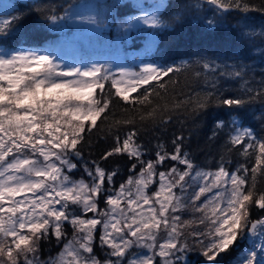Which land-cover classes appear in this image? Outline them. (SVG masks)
<instances>
[{
	"label": "snow or ice",
	"instance_id": "obj_1",
	"mask_svg": "<svg viewBox=\"0 0 264 264\" xmlns=\"http://www.w3.org/2000/svg\"><path fill=\"white\" fill-rule=\"evenodd\" d=\"M206 2L214 6L209 28L236 13L238 38L246 43L257 35L247 14L264 15V0ZM101 7L111 6L68 2L59 12L51 6L33 11L42 17L40 26L53 31L88 23L99 32L105 26ZM137 7L139 15L115 27L126 36L146 26L145 52H151L156 33L171 26L162 19L166 0L148 10ZM28 15L0 17V41L14 39ZM220 60L198 54L179 64L142 60L130 68L67 61L59 47H0V264H194L193 254L195 264H264V217L252 219L254 209L264 210V135L245 126L249 103L264 102V76L249 81L239 58ZM189 71L208 89L193 90ZM224 79L241 82L239 94L225 95ZM118 105L127 107L117 112ZM213 105L229 109L208 137L215 141L227 129L215 168L195 163L183 134L171 149L158 142L147 158L142 131L161 130L177 114L195 119ZM259 119L264 123V111ZM123 127L128 130L121 135ZM94 130L112 134L98 160L83 151ZM234 150L245 162L229 170ZM113 157L130 164L118 187L119 164L101 166ZM78 167L87 180L72 179L69 173ZM186 211L189 219L182 218ZM52 240L62 247L45 258L43 245Z\"/></svg>",
	"mask_w": 264,
	"mask_h": 264
},
{
	"label": "trees",
	"instance_id": "obj_2",
	"mask_svg": "<svg viewBox=\"0 0 264 264\" xmlns=\"http://www.w3.org/2000/svg\"><path fill=\"white\" fill-rule=\"evenodd\" d=\"M77 0H13L10 8L3 10L6 12L4 16L9 13L16 15L20 12H28V18L24 25L18 28L14 34L15 38L7 42L0 41V47L9 50L17 48H34L40 47L47 41L55 38L59 31H53L48 26L41 27L43 24L42 17L39 13L33 11L37 8L55 7L57 11H61L60 6L68 2H76ZM101 6H111L117 13V18H123L134 13V3L125 2L124 4L115 5L107 2H100ZM199 5V7H197ZM214 6L206 2V0H166V8L162 12V19L168 22L171 26L157 32V45L150 52L148 60L156 62H167L179 64L182 60H194L198 54H204L215 58L221 57L220 63L225 61L232 64L237 58L247 65L246 79L249 81H259L264 76V37L259 35L261 28L264 27V15L260 13L247 14L253 29L257 35L248 42H242L236 32L235 28L238 22L236 13L225 15L221 22L214 28L207 26V21L213 16ZM3 11L0 14L4 13ZM3 15V14H2ZM179 15V19L175 17ZM142 46H138L141 48ZM196 70H200L196 68ZM189 79L187 83L195 91L207 90L208 85L204 83L203 78L199 80L191 77V71L187 73ZM181 80H184L185 73H181ZM221 85L226 90L225 95L239 94L241 89V82L234 79L221 80ZM107 88V86H106ZM188 89H185L187 91ZM230 90V91H229ZM120 107H127L126 105H118L116 111L119 112ZM261 111H264V102L260 99L253 100L249 103L245 115V126L254 128L258 135H264V123L259 119ZM229 109L227 107H219L213 105L198 115L195 119L185 120L182 115L177 114L174 119L164 126L161 130H156L148 127L146 131H142L139 135V142L148 148L147 158H152L153 150L158 142H163L167 148L171 149V141L175 136L183 134L185 137L186 150H188L195 161L201 167L208 169L215 168L219 156L222 153V145L225 138V130L218 131V139L209 141L208 137L212 135L214 128V121L219 117H227ZM119 118V117H118ZM99 123V121H98ZM128 130L123 127L120 134ZM88 144L83 146L84 155L88 159H99L101 153L111 145L112 134L101 131L96 133L95 130L91 134ZM159 137V139H157ZM230 161L229 170H233L239 163H244L245 158L239 155L234 150L227 156ZM117 163L120 167V175L115 178V184L118 187L120 182H123L128 175V168L130 164L126 157H113L107 162H101V166L110 170L116 167ZM170 163V162H169ZM72 179H85L88 177L83 172V169L78 167L69 173ZM259 183V182H258ZM103 207V204H101ZM191 212H185L183 219H189ZM199 215V214H197ZM264 217V210H253L252 219ZM65 230L68 232V238L71 239V226L65 225ZM250 243V242H249ZM61 245H57L55 240L51 243H44L42 252L46 258L48 255L55 256L59 251ZM97 254L102 256L103 253L97 249ZM235 255V254H233ZM232 257H226V261ZM195 262L199 259L192 255Z\"/></svg>",
	"mask_w": 264,
	"mask_h": 264
},
{
	"label": "rangeland",
	"instance_id": "obj_3",
	"mask_svg": "<svg viewBox=\"0 0 264 264\" xmlns=\"http://www.w3.org/2000/svg\"><path fill=\"white\" fill-rule=\"evenodd\" d=\"M12 1L13 0H0V12L3 10L7 11V8H10L12 5ZM131 1L135 2L136 6L143 5V10H148L151 5L159 2V0ZM76 2L92 3L101 6V0H77ZM99 11L103 12L105 15V26L99 32L94 31L95 26L88 23L81 24L79 27L71 26L70 28H65L63 31H59L60 34L57 37L47 41L41 47L34 48L44 49L49 47H59L60 55L67 61L83 59L85 61L95 62L99 60L101 62L122 64L123 66L130 68L136 67L140 61L145 60L149 53L145 52L149 34L148 31L144 40L143 49L138 50L137 48H133L127 50L124 46L131 41L129 39V33L125 36L115 27L116 22L122 19H113L112 16H109L114 14V9H105L101 7ZM137 12L138 13L134 15H139L141 9L139 8ZM5 13L6 12L2 13L3 15L0 14V17H3ZM141 29L143 31L146 29V26L141 25ZM17 49L31 48L21 47Z\"/></svg>",
	"mask_w": 264,
	"mask_h": 264
}]
</instances>
